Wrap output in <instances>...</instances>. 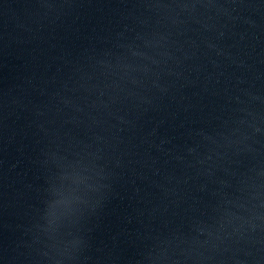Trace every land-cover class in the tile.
I'll list each match as a JSON object with an SVG mask.
<instances>
[{
  "label": "water",
  "instance_id": "water-1",
  "mask_svg": "<svg viewBox=\"0 0 264 264\" xmlns=\"http://www.w3.org/2000/svg\"><path fill=\"white\" fill-rule=\"evenodd\" d=\"M0 264H264V0H0Z\"/></svg>",
  "mask_w": 264,
  "mask_h": 264
}]
</instances>
